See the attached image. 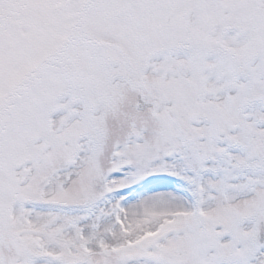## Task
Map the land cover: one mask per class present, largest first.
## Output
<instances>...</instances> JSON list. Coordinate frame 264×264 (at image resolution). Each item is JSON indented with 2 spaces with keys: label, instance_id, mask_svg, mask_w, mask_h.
Segmentation results:
<instances>
[{
  "label": "snow or ice",
  "instance_id": "snow-or-ice-1",
  "mask_svg": "<svg viewBox=\"0 0 264 264\" xmlns=\"http://www.w3.org/2000/svg\"><path fill=\"white\" fill-rule=\"evenodd\" d=\"M0 264H264V0H0Z\"/></svg>",
  "mask_w": 264,
  "mask_h": 264
}]
</instances>
